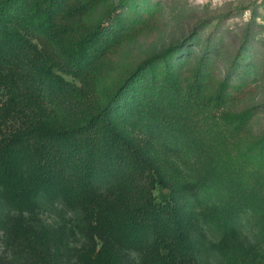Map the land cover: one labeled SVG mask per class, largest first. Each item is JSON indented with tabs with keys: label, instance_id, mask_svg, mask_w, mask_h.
I'll use <instances>...</instances> for the list:
<instances>
[{
	"label": "trees",
	"instance_id": "trees-1",
	"mask_svg": "<svg viewBox=\"0 0 264 264\" xmlns=\"http://www.w3.org/2000/svg\"><path fill=\"white\" fill-rule=\"evenodd\" d=\"M160 5L0 0V264H264L248 68L217 70L199 25L135 55Z\"/></svg>",
	"mask_w": 264,
	"mask_h": 264
},
{
	"label": "rangeland",
	"instance_id": "rangeland-1",
	"mask_svg": "<svg viewBox=\"0 0 264 264\" xmlns=\"http://www.w3.org/2000/svg\"><path fill=\"white\" fill-rule=\"evenodd\" d=\"M158 1L161 7L151 19L153 29L131 42V51L139 56L181 42L199 25L197 34L189 40L196 43L197 52L211 48L217 70L234 62L239 63L242 71L248 68L247 82L236 91L233 104H259L262 111L252 120L251 129L255 133L264 132V0ZM63 208L51 207L44 215L71 223L72 209ZM204 260L207 264H223L213 254Z\"/></svg>",
	"mask_w": 264,
	"mask_h": 264
}]
</instances>
